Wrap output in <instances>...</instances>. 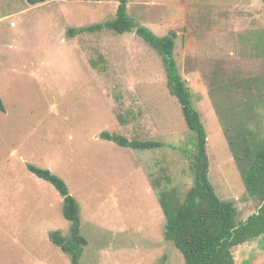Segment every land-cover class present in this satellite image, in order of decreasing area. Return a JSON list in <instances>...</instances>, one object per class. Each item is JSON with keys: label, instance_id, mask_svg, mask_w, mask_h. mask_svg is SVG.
I'll return each mask as SVG.
<instances>
[{"label": "rangeland", "instance_id": "1", "mask_svg": "<svg viewBox=\"0 0 264 264\" xmlns=\"http://www.w3.org/2000/svg\"><path fill=\"white\" fill-rule=\"evenodd\" d=\"M118 0H0V264H72L64 198L30 166L64 180L87 239L81 264H185L166 240L150 176L169 177L184 200L196 135L167 85L161 54L135 31L85 32L116 17ZM128 13L159 37L176 32L175 59L208 135L210 182L239 223L260 203L248 194L210 94L221 77L264 79V0H129ZM261 42V43H260ZM242 113V112H239ZM123 115L127 123L119 122ZM249 120L264 129V106ZM256 117V118H255ZM104 132L160 141L123 148ZM166 173H165V172ZM162 187V189H164ZM235 264H264V235L235 250Z\"/></svg>", "mask_w": 264, "mask_h": 264}, {"label": "trees", "instance_id": "2", "mask_svg": "<svg viewBox=\"0 0 264 264\" xmlns=\"http://www.w3.org/2000/svg\"><path fill=\"white\" fill-rule=\"evenodd\" d=\"M26 1L31 6H37L51 0ZM118 2L113 20L71 29L70 35L103 30L118 34L135 31L161 54L166 66L169 91L179 101L187 127L195 133L197 141L191 157L193 181L184 200L180 199L176 188L163 187L164 181H170L169 177L162 173L150 176L166 218V240L182 253L185 264H235V250L264 235V129L251 127L249 123L254 118L253 114L257 117L264 106V79H250L240 83L234 79L224 81L221 76L210 87L215 111L243 174L247 192L260 203L255 213L239 223L235 204L222 200L210 182L207 131L201 113L195 108L192 90L180 74L174 55L178 34L173 32L164 37L157 36L145 26L137 24L129 15V0ZM261 53L264 55V51ZM0 111L6 112L1 97ZM118 118L120 123H127L123 115L120 114ZM102 137L120 147L141 152L169 148L160 141L129 140L125 136L108 132H104ZM29 169L51 183L64 198L63 214L72 223L71 233L69 237H63L60 232H54L51 238L57 247L71 256L72 264H81L84 247L88 242L81 234L80 206L76 198L71 195L67 183L51 171L35 166Z\"/></svg>", "mask_w": 264, "mask_h": 264}]
</instances>
